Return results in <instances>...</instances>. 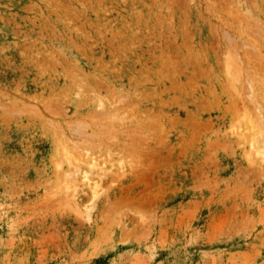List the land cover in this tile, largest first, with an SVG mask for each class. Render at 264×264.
Returning a JSON list of instances; mask_svg holds the SVG:
<instances>
[{"label":"rangeland","instance_id":"1","mask_svg":"<svg viewBox=\"0 0 264 264\" xmlns=\"http://www.w3.org/2000/svg\"><path fill=\"white\" fill-rule=\"evenodd\" d=\"M263 144L264 0H0V264H264Z\"/></svg>","mask_w":264,"mask_h":264},{"label":"bare ground","instance_id":"2","mask_svg":"<svg viewBox=\"0 0 264 264\" xmlns=\"http://www.w3.org/2000/svg\"><path fill=\"white\" fill-rule=\"evenodd\" d=\"M262 153L264 154V144H263V148H262ZM94 192H96L95 190L93 191V194Z\"/></svg>","mask_w":264,"mask_h":264}]
</instances>
